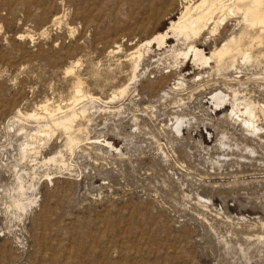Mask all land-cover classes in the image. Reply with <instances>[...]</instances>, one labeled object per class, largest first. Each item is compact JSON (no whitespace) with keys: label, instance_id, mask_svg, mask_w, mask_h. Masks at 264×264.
Returning <instances> with one entry per match:
<instances>
[{"label":"rangeland","instance_id":"obj_1","mask_svg":"<svg viewBox=\"0 0 264 264\" xmlns=\"http://www.w3.org/2000/svg\"><path fill=\"white\" fill-rule=\"evenodd\" d=\"M183 3L0 0V264H264V38H245L251 58L232 68L180 52L209 56L244 28L239 15L212 36L143 45ZM77 82L96 99L74 106L87 109L80 143L70 154L58 133L23 158L42 124L23 115L71 107ZM218 89L254 105L260 134L210 103ZM57 151L64 167L38 163Z\"/></svg>","mask_w":264,"mask_h":264},{"label":"bare ground","instance_id":"obj_2","mask_svg":"<svg viewBox=\"0 0 264 264\" xmlns=\"http://www.w3.org/2000/svg\"><path fill=\"white\" fill-rule=\"evenodd\" d=\"M183 4L179 15L175 20L169 22L167 29H165L164 32L153 34L150 38L143 41V45L150 46L151 44L156 43L157 46H161L165 44L167 38L171 37L170 34L175 37H181L184 40L199 38L203 36L205 32L212 36L216 34L219 28L225 31L227 20L239 15L244 28L241 29L237 35L230 34L229 37L227 36L228 38L223 40L220 45L214 47L210 51L209 56H205L203 50L194 45H189L186 51L180 52L184 60L191 59L192 64L197 66L207 65L209 61L212 60L214 61L216 68H218L219 66L221 67V65H225L224 60L226 59L228 67L232 68L234 67L237 57L242 61H248L251 58L248 51L246 52V50L241 49V47H243L241 46V43L245 38H248L249 41H258L259 43L261 39L264 38V0H185V3ZM248 28H257L258 34L254 37L248 36L249 32L247 33L246 31ZM111 52H113V50ZM141 57L142 54L139 52V49L133 52L131 56L133 59V72L138 67ZM66 71L72 72L71 69ZM230 90L231 95H228L219 89L215 90L211 93L208 100L211 101L210 103H212L217 110L225 108L226 105L230 106L231 110L226 114L227 117L231 115L233 117L236 115L237 118H240L241 124L246 126V128L257 131L258 134H260L262 128L257 127L255 124L258 119H256L257 114L255 113L254 105L248 102H243L242 108H239L240 103H238L237 92L234 89ZM126 91L127 87L125 86L120 89L118 94H113L112 97L109 98V101L114 99L117 95L120 97L123 96ZM83 99L92 101L95 98L90 94H85L80 87V83L77 82L69 100L71 101V107L62 110L60 105L49 107L48 104L43 103L37 106L39 112L33 110L23 115L25 119H32L37 123L42 122L39 129H36L32 134L27 135L28 138L20 144L23 158H25V155H32V157H34L32 161L35 162V156L39 153L41 144H46L48 140L54 135L57 136L58 133L62 134L65 138L63 141L64 150L71 154L80 143V140L74 133L73 123L78 117H85L87 111L85 105L81 106L78 111L74 109V106ZM259 112L263 115L264 108H260ZM102 145L114 148L107 140H102ZM52 146L53 145H51V147ZM38 163L42 165L51 163L56 166H65L61 151H57L44 159L42 157ZM17 181V189L20 195L25 196L24 186L26 184L24 186L22 185L20 177L17 178ZM27 201L33 203L31 200ZM15 206L20 210L24 209V204L20 200L15 201Z\"/></svg>","mask_w":264,"mask_h":264}]
</instances>
